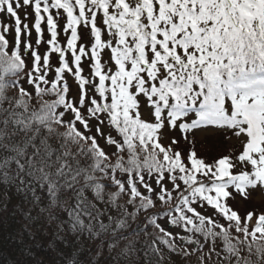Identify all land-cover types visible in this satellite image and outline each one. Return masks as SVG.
<instances>
[{
    "label": "snow or ice",
    "instance_id": "1",
    "mask_svg": "<svg viewBox=\"0 0 264 264\" xmlns=\"http://www.w3.org/2000/svg\"><path fill=\"white\" fill-rule=\"evenodd\" d=\"M258 188L264 0H0V231L31 264H264V209L229 202Z\"/></svg>",
    "mask_w": 264,
    "mask_h": 264
},
{
    "label": "rangeland",
    "instance_id": "2",
    "mask_svg": "<svg viewBox=\"0 0 264 264\" xmlns=\"http://www.w3.org/2000/svg\"><path fill=\"white\" fill-rule=\"evenodd\" d=\"M45 35L47 36V33L45 32ZM33 39H35V33L33 32ZM43 48V46H42ZM75 88V86H73ZM230 135V134H229ZM164 142H168L169 137H176L178 139H181L182 142V136L178 132V130H164ZM189 145L196 146V151H204V155L209 159H214L215 157H220L222 155H227L232 152H234L238 148V142H236L234 139L232 141H229L225 138V134L221 132L220 130H202V129H196L193 130V132L189 135ZM190 151V150H189ZM233 201V205H237L235 207L238 209L241 213L242 211L245 212L243 209L248 208H255L257 210L264 209V190L256 189L250 191V196L247 201H243L240 198L236 197Z\"/></svg>",
    "mask_w": 264,
    "mask_h": 264
},
{
    "label": "trees",
    "instance_id": "3",
    "mask_svg": "<svg viewBox=\"0 0 264 264\" xmlns=\"http://www.w3.org/2000/svg\"><path fill=\"white\" fill-rule=\"evenodd\" d=\"M30 11V10H29ZM45 38H47V36L45 35ZM193 132V131H192ZM191 132V133H192ZM188 134V141H184L183 138H182V142H181V139H180V149L181 150H185V151H191L193 148H197L196 146H191L189 145V140H190V134ZM196 150V149H195ZM198 155L205 158L206 160H208L209 162H211V160H209L205 155H204V151L200 152V151H197ZM217 158V157H215ZM219 158V157H218ZM236 197L240 198L241 200L243 201H247L245 200L244 198H242L241 196L239 195H236ZM6 198V195L4 192H0V200ZM231 204L233 203L232 200L229 201ZM232 206L235 208L237 207V205H233ZM236 209V208H235ZM244 211L246 210H251V208H244L243 209ZM243 213V211H242ZM18 227V225L16 226ZM169 228H171V226H169ZM8 234V231L5 230V231H0V264H13L14 261L16 260H20V259H23V260H26L28 261V264H31V260H39V259H45L46 260V249H43V248H33V256L31 258V260H29V257L28 256H21V245L17 244L16 241H12V240H6L5 237L7 236ZM141 241L144 239V237H141L140 238ZM36 242H33V241H29L27 239V237H25L24 239V245H28V244H35ZM40 244H45L46 245V241L44 240H41L39 241ZM35 253H39V255H36ZM178 259V258H177ZM195 260V257H193V261Z\"/></svg>",
    "mask_w": 264,
    "mask_h": 264
}]
</instances>
